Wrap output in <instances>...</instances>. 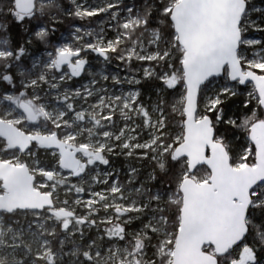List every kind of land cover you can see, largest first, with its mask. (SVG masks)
I'll list each match as a JSON object with an SVG mask.
<instances>
[{"label": "snow or ice", "instance_id": "snow-or-ice-1", "mask_svg": "<svg viewBox=\"0 0 264 264\" xmlns=\"http://www.w3.org/2000/svg\"><path fill=\"white\" fill-rule=\"evenodd\" d=\"M0 264H264V0H0Z\"/></svg>", "mask_w": 264, "mask_h": 264}, {"label": "trees", "instance_id": "trees-1", "mask_svg": "<svg viewBox=\"0 0 264 264\" xmlns=\"http://www.w3.org/2000/svg\"><path fill=\"white\" fill-rule=\"evenodd\" d=\"M80 22H84V21H76V23L81 24ZM88 23H90V22H88ZM82 24H84V23H82ZM65 27H66V25H65V26H62V27H61V31H64ZM114 70H115V69H114Z\"/></svg>", "mask_w": 264, "mask_h": 264}, {"label": "rangeland", "instance_id": "rangeland-1", "mask_svg": "<svg viewBox=\"0 0 264 264\" xmlns=\"http://www.w3.org/2000/svg\"><path fill=\"white\" fill-rule=\"evenodd\" d=\"M94 19H95V18H93V20H94ZM83 21H84V22H80V23H81V24H82V23H84V24H89V23H88V22H89L88 20H83Z\"/></svg>", "mask_w": 264, "mask_h": 264}]
</instances>
